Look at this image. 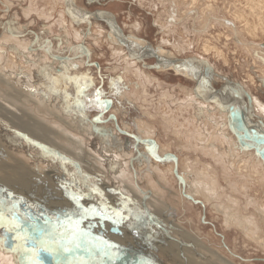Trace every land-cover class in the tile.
Returning <instances> with one entry per match:
<instances>
[{"label": "bare ground", "instance_id": "obj_1", "mask_svg": "<svg viewBox=\"0 0 264 264\" xmlns=\"http://www.w3.org/2000/svg\"><path fill=\"white\" fill-rule=\"evenodd\" d=\"M40 1H0V226L4 227L0 264H19L21 258L25 264H42L40 257H29L23 247L12 250L24 241H12L10 231L6 240L11 243L6 246L2 234L8 232L5 221L11 218L10 210H17L36 228L48 215L65 220L127 250L132 258L159 260L156 253H163L171 264H233V258L250 262L234 255L235 250L225 260L194 238L190 229L174 225V210L168 205L171 190L181 203H198L203 211L208 207L224 231L264 253V201L252 192L264 190V128L251 120L243 122L246 102L228 82L230 76L228 80L223 76L226 83L220 92L210 87L204 73L205 59L214 60L211 67L219 75L221 66L233 63L232 76L250 97L257 95L251 98L252 106L264 116L256 85L264 74V0H153L152 9L148 8L160 35L157 50L138 40L133 31L122 32L109 13H89L75 0H51L52 8L45 4L46 10ZM132 1L138 9L146 8L147 0ZM16 5L22 8L21 15ZM38 19L44 24L43 43L52 49L58 41L63 56L53 49L40 54L41 47L23 33ZM93 19L102 20L107 30ZM91 27L98 35L94 43L103 40L99 45L108 48L115 62L108 74L116 76L110 90L113 98L103 96L99 87L93 89L102 110L98 115L82 111L86 97L93 94L95 78L90 73L94 71L104 85L101 66L91 62L93 49L85 43ZM130 27L137 34L141 29L139 23ZM186 51H198L199 57L179 58ZM148 59L155 61L153 66ZM150 69L185 75L196 86L188 90L177 83L171 90L182 92L183 98L173 97L171 91L152 95L148 87L153 82L161 85ZM222 106L230 111H222ZM160 129L168 140L159 141ZM139 147L145 155H140ZM57 161L67 163L66 168L56 167ZM93 208L105 215L85 211ZM40 249L44 257L51 255ZM83 257L81 264H98L96 257L95 261ZM51 260L55 264L52 256Z\"/></svg>", "mask_w": 264, "mask_h": 264}, {"label": "rangeland", "instance_id": "obj_2", "mask_svg": "<svg viewBox=\"0 0 264 264\" xmlns=\"http://www.w3.org/2000/svg\"><path fill=\"white\" fill-rule=\"evenodd\" d=\"M0 1L3 2V0H0ZM48 1L50 2V4H49V2H46V1L44 3V0L38 2V4L40 5V7L43 5L44 8L47 10L48 7L52 8V4H53L51 0H48ZM152 1L153 0L145 1L146 2V8H143V11L138 9L137 2L134 3V1H132V0H118V1L113 0L112 2H108V0H75V3L77 5V7L84 9L89 13H94V11H98V10L109 13L110 15L115 17L118 28L120 30H122V32L124 31V33L126 35H128L131 31H133L134 32L133 34L134 35L136 34L135 36L137 37L138 40L143 41V42H144V40L147 41L150 44V46H152L155 50H157V47H159L157 45L159 43L158 38H160V35H158L157 31L154 30L155 27H154V24L152 22L153 17L149 15V13H150L149 8H151V6H152V4H151ZM171 3H173V2H171ZM45 4L48 7L45 6ZM17 6L18 5H16V7H15L18 10L17 13H19L21 15L22 8L20 6H18V7ZM24 6L28 7V4L27 5L24 4ZM148 6H149V8H148ZM165 6L170 7L171 4L165 2ZM173 7L174 6H172L170 8V11H171L170 13H172V14L174 12V10H172ZM54 8H56V7H54ZM40 10H42V9H40ZM11 14L12 13H10L9 21L12 22L11 19L13 18V15L11 17ZM54 15H56V12L54 13ZM175 16L176 15L174 14V16L171 19H174ZM171 19H169V20H171ZM39 21L41 23H39ZM225 22L228 25L230 24L228 21H225ZM38 23L35 24L36 27L35 26L30 27V28L28 27V29H31V30H28V32L26 30L23 33L29 34V36L31 37V40L35 41L37 48L41 47L39 49V53L41 54V53H43L41 51L50 49V44L43 43V40L45 41V39H46L43 32H41V31H43L42 26L44 24L42 23V21L40 19H38ZM92 23L100 24L105 30H107L106 29L107 25L100 19H98L97 21L93 19ZM134 23H139L141 25V29L139 28V30H137L138 34L136 31L131 30L132 27H130V26H132ZM181 27L183 30V28H184L183 25H181ZM190 27H192V25H190ZM26 28H27V25H26ZM55 28L58 30V27H55ZM94 30H95V27L94 28L91 27L90 32L92 35L89 38H87V42H85V43H87L89 45V47L91 49H93L92 54H91V62H96L99 64V66H101L100 71H101V75L104 79V85L101 86L102 85L101 80H99L96 77L94 71L90 73L86 67L85 68L80 67L81 71H84V72L86 71L87 73H90V75L92 74V77L95 78V82H93V88L91 89V93L93 92L94 95L93 94L88 95L86 97L85 102H84V108L85 109L82 111H83V113H85V115L88 113L90 115H98V113H101V111H102V110H99V108H97L96 100L98 99V97H97V93L93 91L94 87H99L100 88L99 91H101L103 96L108 97V98L110 97V99H112L113 97H112L110 90L112 88V83L115 82V79H116L115 75H113L112 77L108 76V74L113 70L112 68L115 67L114 66L115 62H114L113 58L108 55L109 54L108 48L105 47L104 45L103 46L105 48L100 46L101 45L100 42H102L103 40L102 41L98 40V41H96V43H94L95 38L98 37L97 32H94ZM184 30H186V29L184 28ZM36 38H38V39H36ZM49 39H51V37H49ZM53 42H56V41H53ZM53 46L55 49L53 47H52V49L55 50V53H57V56L58 55H59L58 57L63 56L62 50H61L62 48L59 45V42L57 41L56 43H53ZM161 48H165V47H161ZM52 49H50V50H52ZM170 49H172V48H170ZM172 52H174V54H175V51H172ZM196 54H198V51H192V52L186 51V53L180 52L178 54V56H179V58L184 59V60L190 59V58H194V59L196 58V60H197V57H199V56H197ZM71 56H72V54L68 57V62L69 61L71 62V59H70V58H72ZM205 60H207V61H205L206 70L204 71V73L206 75L205 78L209 82L208 84L210 85V87H212V89H214L216 91L221 92V90H222L220 88L221 84L226 83V82H223V80H222L223 76L225 79H227V76L228 77L230 76V78H232L233 80L229 78L230 80L227 79L228 82H232V84H230V85H232L233 89L237 91L236 94H238V91H239L240 97L242 98V100H244L246 102V116L249 119H251L252 123L256 121L255 123H258L260 126H262L264 128V121H263L264 116H262V115L259 116L258 114H256L255 109L252 106L253 103L251 102L252 96H257V95L252 91L254 93V95H252L250 97V95L248 94L246 89H244L243 86L241 85L240 81L237 80L235 76H232L231 73L233 72L232 70H234L233 63L229 67H222V66L220 67V65H219L220 69L221 68L223 69V71H221L223 74L219 75L211 67V63H213L214 60H212V59L210 61L208 59H205ZM146 61L149 63L150 66L151 65L153 66L154 65L153 62H155L152 59H148ZM72 63H74V62H72ZM205 65L203 64V66H205ZM241 65H242L243 69H245V67H247V64L245 65L244 61H242ZM92 67L94 68V66H92ZM118 70L121 71V68H118ZM238 71H239V69H238ZM150 72L155 74L157 80L159 81V84L161 85V87H159L156 85L155 82H153L152 85H154V87H152V85L150 87H148L150 92H153L152 95H155L157 93L161 94L163 91L164 92L165 91H169V92L171 91L170 93L173 94V97L178 96L180 98H183L184 95L182 92L177 91V90L175 92L172 91L176 87L175 85H177V83H178V85H181L182 87H184L188 90L191 89L192 86H193L192 89L194 88V86H196L195 85L196 83L193 79H190L185 75H180V74L178 75V73L175 74L170 70H168V71H162L161 70V73H160V71H157V70L154 71V70L150 69ZM178 79H179V82H178ZM128 81L131 82L129 79H128ZM256 85L258 86V88L261 89V93L258 96L260 97V101L262 103H264V92H263L264 91V74H263V76L260 75V78L258 79V82H256ZM209 100L211 101L212 97ZM120 103L123 105V107L127 106L126 100H122ZM210 105H214L215 108L219 107L218 104H210ZM220 109L224 112L230 111L229 107H227V106H222V107H220ZM162 130H163V128H162ZM162 130L160 129V134H158V136L160 138L159 139L160 142H163L166 139L168 140V138H166V136H164L165 133L162 132ZM128 147H129V151L134 150L133 144L130 143V145ZM139 149H140L139 150V152H140L142 150V148L139 147ZM135 154H136V152H135ZM140 155L142 156L145 154L143 152H140ZM66 164L67 163H65V162L62 163L59 161L54 163V165L56 167L58 166L59 168H62V170H64L63 167L66 168ZM137 176H139V172L137 173ZM143 176H144V174H143ZM143 179H144V177H143ZM139 183H140V186L142 187L143 182L139 181ZM262 190H263V188H259V191H256V190L252 191L253 193L258 194L257 197L259 198V201H261V202H262V200L264 201V194L260 193V192H262ZM168 197L171 201V203H169L168 205L170 206V208L172 210H174V212H173V216L175 218L174 225H176L177 227L178 226L179 227L185 226L187 230L190 229V233L194 236V238L196 237L199 239V241H202L204 243V245L209 248V250H212L214 252H218L219 254H221L220 257H223L225 260L231 258V256L229 255V251L232 252L235 250L234 255L241 256V258L242 257L243 258H249V260H250V262L247 261L245 263L242 260L239 261L238 259L233 258V260H232L233 264H264V253L261 251V249L256 247L254 244H250V245H248L247 243L243 244V241L241 240V238H239V235L234 234L233 232L232 233L228 232V230L224 231L222 228V225L220 223V219L217 218L216 215L213 213V211L210 210L208 207H206L205 210L203 211L201 209L200 204H198V203L194 202V204H188L184 201H182V203H181V199H178V197H176L174 195L173 190H171L169 192ZM14 200L15 199L13 198V201ZM179 203L182 204V206L179 207V211H178ZM48 216H50V215H48ZM201 220L205 221V225L200 224ZM5 222L7 223V226L9 225V227H6V226L5 227L8 231H10L13 234L12 236L17 235L18 233L22 236H27L28 241L29 240L33 241V243H36V245H38L40 248H42L44 250L47 249V251L53 256L54 260L63 261L65 259L64 261L67 264H71L73 260H71L67 254H64L63 251H61V249L59 250L60 245L62 247L71 248V251L69 253L78 257L74 261V262H76L75 264H78V263L81 264V262L83 263L84 261L82 260V258H83L82 256L85 254H87L86 256L88 258H90L89 254H88V253H90V251H92L91 253H94V251H95L99 255L100 259L97 260L98 264H141L139 261H141L142 264H171L167 255H165L163 253L160 255H158V253H156L159 260H154V258H148V256H145L144 258H139V259L138 258H132V257L130 258V255H129L127 250L122 251L121 248L115 247L112 244H108L106 241L100 239L99 237H96L93 234L90 235V234H87L83 230L82 231L79 230L78 234H76L74 232L73 234L71 233V235H70L69 232H66L67 229L72 231L70 228L66 227L65 230H62L60 225L53 224L51 221H49L48 224L46 222L40 224V228L42 227L41 230L45 231V236H42L41 234H39L38 231H36V229L34 227L32 228L33 225L31 222H29V223L25 222L15 215L13 216L12 222H9V220L5 221ZM37 222H39V221H37ZM17 224H19V227H17ZM53 226H56L57 229L56 228L53 229ZM188 226H190V227H188ZM40 228L37 227L38 230ZM90 238H94V240L100 239L101 241H104L105 245L101 247V255H103V257L100 256V253L97 251L98 249L96 247L94 249V247H92L90 245V243H92V240ZM34 241H37V242H34ZM38 241H42L43 243L38 242ZM77 243L80 244L79 248L76 247ZM43 245H45V246H43ZM84 248H88L89 250L90 249L91 250L90 251L86 250V249L84 250ZM28 249H32V248L29 247ZM33 249L35 250L34 252H28L29 256L30 255L31 256L36 255L35 252L37 249L36 248H33ZM84 251H85V253H84ZM152 251L154 252V249ZM95 260L96 259H93V261H95ZM144 261H148V262L145 263Z\"/></svg>", "mask_w": 264, "mask_h": 264}, {"label": "flooded vegetation", "instance_id": "obj_3", "mask_svg": "<svg viewBox=\"0 0 264 264\" xmlns=\"http://www.w3.org/2000/svg\"><path fill=\"white\" fill-rule=\"evenodd\" d=\"M22 209H20L19 211H21ZM14 212V213H13ZM9 211L8 213H11V218L10 217H7L8 218V220L10 221V222H12L13 221V216L15 215V216H17V217H19L20 218V216H18V211L17 210H15V211ZM30 212V211H29ZM12 213H13V215H12ZM25 218V219H24ZM23 219L22 218H20L21 220H23V221H25V222H31L32 223V221L29 219L28 220V218H26V217H24ZM49 221H51L53 224H56V225H60V227L62 228V230H65L66 229V227L67 228H70L72 231H70V230H68L67 229V231L66 232H69V234L71 235V233L73 234L74 232L76 233V234H78L79 233V230H76L75 228V226H73V224L72 223H68V222H66L65 220L64 221H61L59 218H54V217H49V216H47V217H44V220H41L40 222L41 223H44V222H46L47 224L49 223ZM32 228L34 227L35 229H36V231H38V229L34 226V224L32 223ZM8 227H9V225H8ZM56 228V226H53V229H55ZM1 229H3V226L1 227L0 226V230ZM42 229V227L40 228V230ZM5 231H7L6 229H5ZM42 231V230H41ZM3 232V231H2ZM45 231L43 230L42 231V233H44ZM86 232V231H85ZM5 233V234H4ZM10 232L8 231V232H3V234H2V236H3V239L4 240H6L7 238H8V236H11V233L9 234ZM38 233L39 234H41L40 233V231H38ZM81 233V232H80ZM87 233V232H86ZM68 234V233H67ZM88 234V233H87ZM5 235V236H4ZM13 235V234H12ZM42 235V234H41ZM91 235V234H90ZM14 236H16V235H14ZM14 236H11V240L12 241H14ZM43 236V235H42ZM57 236V235H56ZM45 238V237H44ZM91 240H92V243H90V245L92 246V247H94V249H95V247L98 249H96L99 253H100V256H102L103 257V255H101V247L102 246H104L105 245V243H104V241H101L100 239H95L94 240V238H90ZM16 240V239H15ZM7 241V240H6ZM16 241H20V240H16ZM103 242V243H102ZM10 243H11V241H10ZM24 243V242H23ZM30 244V245H29ZM32 243H31V241L29 240H27V243L25 244V246H26V248H35V246L33 245H31ZM89 245V244H88ZM89 245V246H90ZM40 248V247H39ZM91 248V247H90ZM89 250L88 248H84V250ZM41 249H37L36 250V255L35 256H37L38 258L40 257V253H39V251H40ZM90 251V250H89ZM92 251H90V253H88L89 254V257H91V259H95V257H96V259H100L99 258V255L94 251V253H91ZM84 253H85V251H84ZM71 254V253H70ZM128 254V253H127ZM49 255V254H48ZM87 254H85V255H83V256H86ZM50 256V260H51V256L52 255H49ZM69 257H72V256H74L73 257V259L72 258H70L71 260H73L72 261V263L73 264H75L76 262H74L77 258H75V255H68ZM82 256V257H83ZM98 256V257H97ZM30 257V256H29ZM36 257V258H37ZM53 257V256H52ZM131 258V257H130ZM75 259V260H74ZM53 260H54V258H53ZM82 260L84 261L85 259H84V257L82 258ZM134 260V259H133ZM52 261V260H51ZM54 262L56 263V264H60V263H64V264H67V263H65V261H61V260H58V261H56V260H54ZM145 263L146 262H148V261H144ZM71 263V264H72ZM82 263V262H81ZM141 264H142V262H140ZM43 264V263H42ZM79 264V263H78Z\"/></svg>", "mask_w": 264, "mask_h": 264}, {"label": "snow or ice", "instance_id": "obj_4", "mask_svg": "<svg viewBox=\"0 0 264 264\" xmlns=\"http://www.w3.org/2000/svg\"><path fill=\"white\" fill-rule=\"evenodd\" d=\"M97 95H98V94H97ZM85 211H86V212H90V213L93 214V215H101L102 217L105 215L104 212H99V213H98L97 210H96L95 208L90 209V210H87V209H86ZM116 215L119 216L120 214L117 212ZM2 218H3V217H2V214H0V219H2ZM17 227H19V224H17ZM14 239H16V240H20V241H24V244H26V243H27V240H28V237H27V236H22V235H20V234L18 233V234L14 237ZM34 242H37V241H34ZM38 242L43 243L42 241H38ZM3 244H4V241H3V240H0V246H2ZM24 244H22V245H18L17 248H13L12 250H13V251H17L19 248H22V247H23L25 253H28V252H34V251H35L34 249H28V248L24 247ZM76 247L79 248V247H80V244L77 243V244H76ZM45 250H47V249H45ZM63 251H65V252H70V251H71V248L64 247V248H63ZM19 264H25L23 258H21Z\"/></svg>", "mask_w": 264, "mask_h": 264}, {"label": "water", "instance_id": "obj_5", "mask_svg": "<svg viewBox=\"0 0 264 264\" xmlns=\"http://www.w3.org/2000/svg\"><path fill=\"white\" fill-rule=\"evenodd\" d=\"M94 12H97V11H94ZM98 12H101V11H98ZM106 13V12H105ZM185 60H188V59H185ZM228 87H230V86H226V88H228ZM219 89V88H218ZM217 89V90H218ZM241 101H242V99H241ZM239 104H240V106L241 107H244V105L243 104H241V102H239ZM245 110H246V106L244 107V114L242 113V116H243V122L246 124V122H250V120L251 119H249L246 115H245ZM256 122V121H255ZM251 123V122H250ZM253 124V123H252ZM261 127V126H260ZM260 135V134H259ZM123 221V219L121 218V220H119L117 223L119 224V223H121ZM5 234V233H4ZM6 246H9L10 245V242L7 240L6 241ZM32 245V244H31ZM33 246V245H32ZM9 249V248H8ZM41 252V250L39 251V253ZM40 255V258H39V260L40 261H42V263L43 264H51V260H50V256L48 255L47 256V258L46 257H44L43 255H41V254H39Z\"/></svg>", "mask_w": 264, "mask_h": 264}]
</instances>
